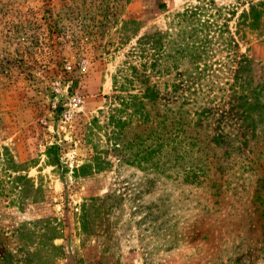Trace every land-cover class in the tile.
Returning <instances> with one entry per match:
<instances>
[{
  "label": "rangeland",
  "instance_id": "374dc122",
  "mask_svg": "<svg viewBox=\"0 0 264 264\" xmlns=\"http://www.w3.org/2000/svg\"><path fill=\"white\" fill-rule=\"evenodd\" d=\"M192 2L0 0V264H264V122L232 89L264 84V31L190 75L115 80ZM139 85L155 100L120 105Z\"/></svg>",
  "mask_w": 264,
  "mask_h": 264
},
{
  "label": "trees",
  "instance_id": "16d2710c",
  "mask_svg": "<svg viewBox=\"0 0 264 264\" xmlns=\"http://www.w3.org/2000/svg\"><path fill=\"white\" fill-rule=\"evenodd\" d=\"M231 20L234 22L232 25L229 23ZM136 23L134 20L124 21L123 28L120 29V39L128 38L129 31L132 32V26ZM255 29L264 31V0H232L226 4H218L215 0H195L174 13L166 31L138 37L126 55L127 59L117 69L115 80L121 82L120 89L127 86L135 88L134 84L138 81L140 84L147 83L149 75L146 70L162 76L182 64L186 65L185 74L190 75L191 69L197 68L199 61H204L207 57L210 61L222 51L230 53L237 46L235 37L243 40L249 31ZM242 60L245 61L242 66L244 71L249 65L246 58ZM248 84L242 80L232 89L239 100L237 107L242 108V118L256 126L264 122V102L262 106L255 107L258 104L257 97L261 93L258 89L264 87V84L256 85L252 90ZM153 87L148 85L141 90L139 85L137 88L140 94L128 93V100L122 99L120 105H128L130 100L131 105L142 106L145 97L155 100L157 92ZM250 91L251 95L248 94ZM254 110L258 111V117L251 114ZM204 113H207V110ZM198 115L197 119H200L205 114ZM180 129L183 132L181 127ZM2 194L0 190V196ZM256 199L260 203L261 216L264 219V194L258 192ZM262 240L264 250V231Z\"/></svg>",
  "mask_w": 264,
  "mask_h": 264
}]
</instances>
